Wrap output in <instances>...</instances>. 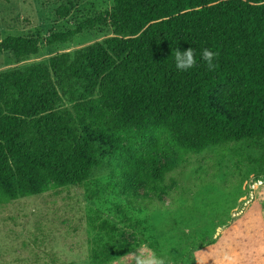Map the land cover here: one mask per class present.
I'll list each match as a JSON object with an SVG mask.
<instances>
[{
	"label": "trees",
	"instance_id": "16d2710c",
	"mask_svg": "<svg viewBox=\"0 0 264 264\" xmlns=\"http://www.w3.org/2000/svg\"><path fill=\"white\" fill-rule=\"evenodd\" d=\"M98 28L113 36L0 73V207L83 187L95 171L140 205L137 188L166 195L189 155L264 147V0H113L72 31L5 38L0 57L22 60ZM176 48H193L196 65L178 71ZM204 49L216 54L212 69Z\"/></svg>",
	"mask_w": 264,
	"mask_h": 264
},
{
	"label": "rangeland",
	"instance_id": "374dc122",
	"mask_svg": "<svg viewBox=\"0 0 264 264\" xmlns=\"http://www.w3.org/2000/svg\"><path fill=\"white\" fill-rule=\"evenodd\" d=\"M69 1L74 7L61 18L57 11ZM112 8L113 0H0V41L72 31ZM112 36L98 28L66 44L42 42L37 55L22 60L5 53L0 73ZM263 154L264 147L239 143L189 155L166 177V195L137 188L140 205L95 171L83 187L1 206L0 264H143L153 256L164 264H264ZM148 244H157L158 253Z\"/></svg>",
	"mask_w": 264,
	"mask_h": 264
},
{
	"label": "clouds",
	"instance_id": "9594fccd",
	"mask_svg": "<svg viewBox=\"0 0 264 264\" xmlns=\"http://www.w3.org/2000/svg\"><path fill=\"white\" fill-rule=\"evenodd\" d=\"M215 53L209 49H204L201 54V59L205 61L210 69L214 67L213 60ZM197 63L196 53L193 48L181 51L176 48L174 54V65L178 71H188L193 68ZM143 264H164L163 259H159L156 256L143 261Z\"/></svg>",
	"mask_w": 264,
	"mask_h": 264
},
{
	"label": "water",
	"instance_id": "95a60500",
	"mask_svg": "<svg viewBox=\"0 0 264 264\" xmlns=\"http://www.w3.org/2000/svg\"><path fill=\"white\" fill-rule=\"evenodd\" d=\"M262 182H264V176L262 177Z\"/></svg>",
	"mask_w": 264,
	"mask_h": 264
}]
</instances>
